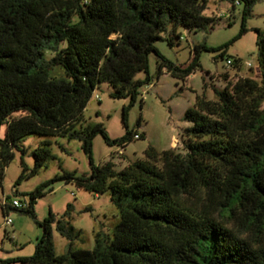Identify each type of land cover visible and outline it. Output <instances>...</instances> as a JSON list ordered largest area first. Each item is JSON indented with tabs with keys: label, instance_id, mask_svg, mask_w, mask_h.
Masks as SVG:
<instances>
[{
	"label": "trees",
	"instance_id": "1",
	"mask_svg": "<svg viewBox=\"0 0 264 264\" xmlns=\"http://www.w3.org/2000/svg\"><path fill=\"white\" fill-rule=\"evenodd\" d=\"M256 1L229 0L232 9L234 2L243 4L240 30L230 43L246 32L245 18ZM204 9V0H0V182L17 142L28 135L77 140L90 166L89 174L63 171L38 185L24 207L3 203V215L12 208L34 218L35 199L62 181L109 193L119 216L111 239L96 234L91 250L74 249L73 229L64 220L67 205L56 221L68 240L64 254L54 252L55 219L49 213L36 221L42 233L33 254L0 264H264V32L256 30L259 81H230L224 73L223 88H213L215 100L196 97L183 115L188 125L181 151L147 146L142 160L118 171L110 160L97 166L91 161L97 134L108 146L143 138L126 120L139 88L151 81L149 54L156 57V77L164 70L183 80L199 68L200 51L207 47L194 46L180 67L154 43L172 46V38H181L178 27L210 28L214 17L203 15ZM227 45L216 49L219 58ZM227 60L238 72L240 59ZM56 66L64 78L50 76ZM139 72L142 79L135 78ZM101 83L111 88V98L129 99L121 109L125 133L117 139L101 124L82 126L83 110ZM49 146L46 139L32 151L31 169L21 163L17 182L51 158Z\"/></svg>",
	"mask_w": 264,
	"mask_h": 264
},
{
	"label": "rangeland",
	"instance_id": "2",
	"mask_svg": "<svg viewBox=\"0 0 264 264\" xmlns=\"http://www.w3.org/2000/svg\"><path fill=\"white\" fill-rule=\"evenodd\" d=\"M203 15L214 17V22L207 30L187 31L181 27L176 29L181 38H172V46L166 41L154 43L157 51L174 65L183 67L191 59L194 46L203 45L209 50H201L199 68H196L186 79H178L162 70L155 75L156 57L148 56L149 84L141 86L138 95L127 112V127L137 134L143 133V138L132 139L123 147L108 146L97 134L91 143V161L97 166L105 161H111L115 170L143 159V150L152 146L158 151L170 148L181 151L182 140L187 123L183 119L187 108L192 107L196 97L215 100L213 88L222 89L227 73L230 81L236 78H253L259 81L257 68L256 30L264 32V0H257L251 6L250 14L245 18L246 32L237 40L234 39L241 26L243 4L234 2L233 9L229 0H204ZM170 26L162 35L169 36ZM228 44L223 58H219L216 49ZM51 54H47L50 57ZM237 57L240 59L239 71L235 72L225 63V59ZM249 64V66H248ZM50 76L64 78L60 67H53ZM144 73L135 75L142 79ZM111 88L101 83L94 89L90 100L83 110L82 126L101 124L110 139L124 135L121 124V109L129 103L128 98H111ZM264 108V103L262 104ZM140 119L139 125H136ZM4 135L0 128V138ZM49 140V158L36 174L18 180L21 163L27 169L34 164L32 151L43 140ZM13 159L4 168L0 182V260L30 257L35 244L41 236L42 229L36 223L45 219L49 213L55 221L51 224V240L55 254H64L68 240L56 230V221L60 219L66 206L70 205L69 216L64 220L72 227V248L91 250L96 234L111 239L114 226L119 221L118 210L109 193L94 194L76 188L72 183L57 181L52 184L50 192L37 197L33 203L34 218L20 213L15 209H7L6 215L1 211V205H10L13 199L26 205L29 194L45 182L61 175L63 171L75 172L76 175L89 174L90 166L87 155L80 148L77 140H67L61 137L46 138L38 135H28L17 142L13 149ZM10 220V225H4V219Z\"/></svg>",
	"mask_w": 264,
	"mask_h": 264
},
{
	"label": "built area",
	"instance_id": "3",
	"mask_svg": "<svg viewBox=\"0 0 264 264\" xmlns=\"http://www.w3.org/2000/svg\"><path fill=\"white\" fill-rule=\"evenodd\" d=\"M225 63L227 64V66L229 65V61H228V60H227ZM248 66H249V64H248ZM134 138L137 139L138 136L136 135ZM11 206L14 207V208H21V207H24V205L20 204L17 200H12V201H11ZM4 225H6V226H7V225H10V220L7 219V218L4 219Z\"/></svg>",
	"mask_w": 264,
	"mask_h": 264
}]
</instances>
